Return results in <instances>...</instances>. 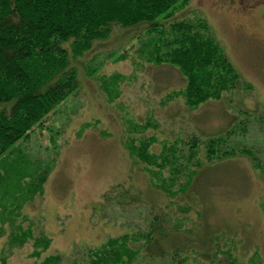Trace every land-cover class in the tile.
Masks as SVG:
<instances>
[{"label":"rangeland","instance_id":"374dc122","mask_svg":"<svg viewBox=\"0 0 264 264\" xmlns=\"http://www.w3.org/2000/svg\"><path fill=\"white\" fill-rule=\"evenodd\" d=\"M197 17L211 26L240 75L234 91L197 110H190L182 98L163 104L167 94L184 87L185 80L177 69L156 67L141 56L150 23L113 26L109 37L95 42L83 56L70 53L78 92L58 105L27 140L0 158L1 164L21 148L36 169L54 166L43 195L24 209V227L53 242L39 258L32 256V241L14 248L6 264H39L51 255L63 256V264H89L88 249L110 238L142 232L152 216L162 213L171 216L164 225L168 234H174L172 224H183L179 242L190 255L188 264H230L222 251H230L237 264H250L257 252L264 264V0H192L171 21ZM89 67L95 75H89ZM113 74L125 80L119 99L110 103L100 80ZM14 103L0 102V110L10 114ZM237 118L242 119V131H236L228 143L251 149L262 171L246 156L212 165L205 160L207 139L236 126ZM151 119L159 125L156 135L161 141H185L194 134L202 139L200 157L207 171L187 197L168 200L152 187L143 165L130 157L128 124H146ZM153 133L151 129L145 136ZM161 149L158 144L152 152L158 154ZM0 192V202L12 205L16 191L6 185ZM206 227L220 230L219 248L215 244L201 247L199 237ZM5 229L7 233L12 230L8 225ZM160 243L164 247L171 240ZM7 248V236L0 237V264ZM205 249L219 250L220 255L205 260L200 256ZM167 260L149 263L146 259L144 264Z\"/></svg>","mask_w":264,"mask_h":264},{"label":"trees","instance_id":"16d2710c","mask_svg":"<svg viewBox=\"0 0 264 264\" xmlns=\"http://www.w3.org/2000/svg\"><path fill=\"white\" fill-rule=\"evenodd\" d=\"M191 1L0 0V102H15L10 114L0 110V158L14 145L27 140L58 105L78 92L77 72L70 67V53L74 57L83 56L95 42L106 40L113 26L128 28L151 24L141 56L156 67L177 69L185 80L184 87L167 94V102L163 104L182 98L190 110H197L210 101H221L234 91L240 75L206 20L197 17L171 21L185 11ZM88 70L90 76L95 75L93 69ZM124 80L119 74L101 78L100 88L110 103L119 99L120 84ZM236 122V126L222 135L207 139L206 162L212 165L246 156L262 171L251 149L229 145L233 134L242 131V119L237 118ZM151 129L155 133L145 136ZM158 129L153 119L146 124L130 122L126 144L130 157L143 165L152 187L172 202L189 196L199 177L207 171L200 157L202 139L194 134L185 141H161L156 135ZM158 144L162 149L155 154L152 149ZM11 156L12 159L2 160L0 164V190L10 185L18 198L7 207L0 202V237L8 238L2 264H6L14 248H21L29 241L33 242L32 256L37 258L49 250L53 242L47 235L35 236L31 228L24 227V209L43 195L54 166L46 164L44 169L42 165L36 169L21 148L11 152ZM31 169L34 172H30ZM152 218L142 232L110 238L100 247L88 249V263L144 264L146 259L149 263L168 259L165 264H188L190 255L179 242L183 224H172L174 234L170 235L169 228L164 227L170 223V215L162 213ZM6 225L12 229L10 233ZM217 231L206 227L199 237L201 247L215 244L219 248L221 240L216 238ZM166 238L171 244L163 247L160 242ZM217 252L205 249L200 256L212 261L220 255ZM222 253L230 264H237L230 251ZM249 262L262 264L257 252ZM39 264H63V256L51 255Z\"/></svg>","mask_w":264,"mask_h":264}]
</instances>
